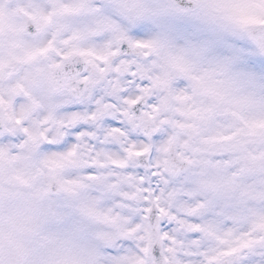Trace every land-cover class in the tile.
<instances>
[{
  "label": "clouds",
  "instance_id": "1",
  "mask_svg": "<svg viewBox=\"0 0 264 264\" xmlns=\"http://www.w3.org/2000/svg\"><path fill=\"white\" fill-rule=\"evenodd\" d=\"M0 264H264V0H0Z\"/></svg>",
  "mask_w": 264,
  "mask_h": 264
}]
</instances>
